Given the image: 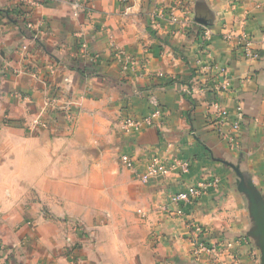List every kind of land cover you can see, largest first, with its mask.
<instances>
[{
    "label": "crops",
    "instance_id": "crops-1",
    "mask_svg": "<svg viewBox=\"0 0 264 264\" xmlns=\"http://www.w3.org/2000/svg\"><path fill=\"white\" fill-rule=\"evenodd\" d=\"M178 1L170 22L153 16L173 0H87L89 11L49 0L30 13L28 31L11 13L20 0H0V264H259L251 208L253 200L264 224V6ZM202 27L211 32L205 52ZM242 32L250 57L242 54ZM83 41L95 63L78 57ZM115 51L136 68L124 72ZM65 78L72 122L43 104L56 88L62 92ZM214 84L220 88L211 92ZM213 99L225 116L214 118ZM156 106L161 127L119 130L122 119ZM122 155L141 174L153 156L180 157L190 169L143 184ZM211 177L218 187L187 214L217 254L195 259L168 200Z\"/></svg>",
    "mask_w": 264,
    "mask_h": 264
},
{
    "label": "built area",
    "instance_id": "built-area-1",
    "mask_svg": "<svg viewBox=\"0 0 264 264\" xmlns=\"http://www.w3.org/2000/svg\"><path fill=\"white\" fill-rule=\"evenodd\" d=\"M48 1L49 0H20V2L11 10L15 23L24 27L28 31H34V24L30 19V13L34 9L44 6V3ZM253 1L255 8L259 9L264 6V0ZM86 2L87 0H72L73 8L76 11H89L86 7ZM179 3L180 2L178 0H173L170 7L165 8L166 10H159L158 13L153 16V19L165 14L167 15L170 22L174 21V9L179 6ZM232 37L233 36L231 34H225L223 39L225 41H230ZM200 38L201 46L204 47L203 51L205 52V49L208 47L211 39L210 30L206 27H202ZM238 38L239 42L241 43L240 45L242 54L245 57H250L252 55L251 41L247 38V35L244 32H242ZM262 38L264 39V31L262 33ZM36 40L37 34L36 32H33L32 41L36 42ZM21 51L25 54L29 53L28 47L25 45L21 47ZM78 57L83 61H87L88 63H95L98 59L96 56L90 53L85 41L81 42L79 45ZM206 57H208V54H206ZM112 58L114 61L121 64L124 72L132 71L138 64L135 59L122 51L113 52ZM30 69V63H28L24 72L30 71ZM48 73L52 75L54 73L53 69L50 68ZM68 82V79L65 78L62 92L58 91V88H56L55 91L45 97L43 104L47 112L50 111L60 113L66 121L72 122L75 116L72 110V100L68 98L69 96L66 92V85ZM219 88L220 85L214 84V86L211 88V92H216L219 90ZM209 106L213 111V115H215L214 118L221 116L223 117L226 115L216 99L211 100L209 102ZM163 119L164 114L162 110L156 106L153 107L148 115L139 119H122L119 123V130L124 134L132 135L139 133L146 128L161 127ZM39 125L43 126V123L39 122L38 126ZM232 129L234 131L238 130L239 125L235 123ZM229 142L235 143V139L230 137ZM119 161L125 169L132 171L134 177H136V179L143 184H146L153 179L165 178L171 175L173 172H179L185 175L190 169L189 162L183 160L180 157L168 159L159 156H153L148 160L145 171L142 174L139 173L135 162L128 156H120ZM219 183V179L216 177L203 178L198 180L195 184L187 186L183 190L171 195L168 200V206L170 208L168 212H171L174 217H179L185 222V226L190 234V241L193 247L192 254L194 255L195 259H197L198 255L201 253H212L216 255L217 250L214 247H210L208 237L205 234L206 231L200 225L188 218L187 209L196 204L202 198V196L208 192V190L217 188Z\"/></svg>",
    "mask_w": 264,
    "mask_h": 264
},
{
    "label": "water",
    "instance_id": "water-1",
    "mask_svg": "<svg viewBox=\"0 0 264 264\" xmlns=\"http://www.w3.org/2000/svg\"><path fill=\"white\" fill-rule=\"evenodd\" d=\"M201 24H204V23H201ZM240 180H241V182L239 183V187H240L241 190H243V186H244L243 179L240 177ZM246 192L248 193V191H246ZM254 211H255V203L252 200L251 216L255 220V224H256V228H257V233L260 236V240L263 242V245H264V224H263V222L261 220L259 221L256 218V215H255V212ZM262 256H263V259H264V247H263ZM193 264H195V263H193ZM263 264H264V262H263Z\"/></svg>",
    "mask_w": 264,
    "mask_h": 264
},
{
    "label": "rangeland",
    "instance_id": "rangeland-1",
    "mask_svg": "<svg viewBox=\"0 0 264 264\" xmlns=\"http://www.w3.org/2000/svg\"><path fill=\"white\" fill-rule=\"evenodd\" d=\"M86 44H87V43H86ZM87 46H88V45H87ZM45 215L48 216V215H49L48 212L45 211ZM113 231H114L113 233H117V232H116V228H113ZM257 244H259V250H261V251L263 252V249H262V248L264 247L263 242L260 241V242L257 243ZM117 245H118V246L121 245V239H120V237H119V241H118V244H117ZM263 260H264V259H263L262 253H261V256H259V264H263V262H264Z\"/></svg>",
    "mask_w": 264,
    "mask_h": 264
},
{
    "label": "trees",
    "instance_id": "trees-1",
    "mask_svg": "<svg viewBox=\"0 0 264 264\" xmlns=\"http://www.w3.org/2000/svg\"><path fill=\"white\" fill-rule=\"evenodd\" d=\"M48 2H45L44 5H47ZM10 12V11H9Z\"/></svg>",
    "mask_w": 264,
    "mask_h": 264
}]
</instances>
